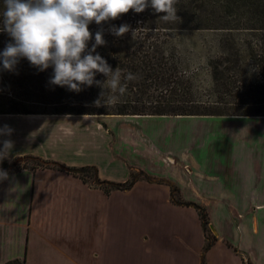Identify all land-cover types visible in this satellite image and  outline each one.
Wrapping results in <instances>:
<instances>
[{"label": "crops", "instance_id": "crops-1", "mask_svg": "<svg viewBox=\"0 0 264 264\" xmlns=\"http://www.w3.org/2000/svg\"><path fill=\"white\" fill-rule=\"evenodd\" d=\"M126 118L130 117L0 115V127L6 124L14 129L10 137L0 136V141H14L8 160L33 157L45 165L8 173L9 179L0 182V264L12 261L31 264L33 260L39 264H124L118 253L121 247L129 253L128 264H174L171 256H180L175 253H193L189 263L212 264L209 255L217 241L225 259L231 258L233 264H264V150H258L257 137L253 165L248 163L242 139L233 152L227 149L225 136L211 138V155L216 165L211 178L214 190L206 196L205 203L211 201L216 206V215L210 217V222L217 240L208 251L202 254L199 222L191 221L193 234L187 235L185 228L169 222L162 213L152 223L151 232L144 230L134 235L129 230V234L125 232L121 236V241L123 237L128 239L130 251L122 243L119 249L113 244L117 218H124L119 215L116 204L99 187L57 170L55 165L71 169L93 167L98 182H118L114 173L101 168L105 164L101 160L105 156L104 142L91 138L85 124L94 122L96 134L102 138L113 134L114 141V132L108 129L107 123L127 121ZM216 119L231 121L233 118H196L197 121ZM237 119L245 121L246 118ZM198 172L195 166L196 179ZM221 217L224 224L218 221ZM166 226L170 227L168 233L175 231L173 235H182L185 240L174 236L173 241L166 243ZM156 229L159 233L162 230L161 236L154 232ZM145 238L148 242L144 246ZM49 252L59 260L47 259ZM91 252L95 253L94 257Z\"/></svg>", "mask_w": 264, "mask_h": 264}, {"label": "trees", "instance_id": "trees-1", "mask_svg": "<svg viewBox=\"0 0 264 264\" xmlns=\"http://www.w3.org/2000/svg\"><path fill=\"white\" fill-rule=\"evenodd\" d=\"M176 7L181 23L159 20L165 14L149 7L140 14L130 10L119 19L89 25L92 40L88 48L95 43L96 31L102 29L106 45L97 47L96 52L113 70L120 67L125 74L138 76L128 82L119 103L97 107L94 102L100 96V87L83 86L76 93L52 85V68L41 72L21 59L12 72L3 70L0 62V115L264 118V0H179ZM3 11L4 0H0V13ZM122 24L131 30L149 31H139L134 38L132 31L123 37L112 35L110 29ZM209 31L218 33V38L214 40L216 52L205 63L209 81L206 99L202 100L195 88L199 74L182 68L176 42L169 34L176 32L183 37ZM9 42L8 34L0 31V52ZM105 79L102 74L96 75L98 81ZM31 159L38 167L45 166L41 160ZM0 168L8 173L36 169L25 165L18 168L7 159ZM55 169L83 181L84 173L96 174L93 167L71 169L59 164ZM105 183L110 184L101 182ZM133 183L113 187L127 190Z\"/></svg>", "mask_w": 264, "mask_h": 264}, {"label": "rangeland", "instance_id": "rangeland-1", "mask_svg": "<svg viewBox=\"0 0 264 264\" xmlns=\"http://www.w3.org/2000/svg\"><path fill=\"white\" fill-rule=\"evenodd\" d=\"M191 34L181 37L179 33L173 32L169 34V37L176 42L182 68L199 74L195 81V88L198 97L202 96V100H205L209 81L205 63L216 52L214 40L218 38V33L209 31ZM126 119L127 121L112 120L107 123L108 129L114 132V141L112 140L113 134H111L112 137L107 135L104 138L96 134L93 129L94 122L85 124L89 127L85 129H89L91 138L96 141L100 138V141L104 142L105 156L101 157V160L105 164L101 165V168L105 171L110 170L119 180L114 184H101V181L96 180V174L93 171L84 173L82 177L90 186L99 187L110 202L116 204L120 216L126 218L132 213L135 214L134 217L128 218L127 222L124 218L122 220L117 218L119 223L115 224L117 231L115 238L113 237V244H116L119 249L122 243V246L129 250L128 239L123 237L121 241V236H124L125 232L129 234V230L134 235L144 230L151 232L152 223L157 221L159 214L162 213L169 222L185 228L184 233L187 235L193 234L191 221L199 222L202 254L205 253L217 240L215 230L211 231L209 228L212 226L210 217L216 215V206L211 201L205 203L206 196L214 190L211 178L216 165L211 155V138L225 136L227 149L233 152L242 139L248 152V163L253 165L256 137L258 150H264L262 133L264 120L244 118L245 121H239L241 119L234 117L231 121L224 119L197 121L196 118L172 117L148 119L130 117ZM31 158L33 157L10 162L18 168L23 165L40 168ZM195 166L201 178L199 175H197L198 179L195 178ZM225 172L230 176V172ZM130 182L134 183L127 190L113 187L117 185L124 187ZM200 200L203 201L200 203ZM218 221L224 224L222 217ZM169 231L170 227L166 229L167 233ZM154 232L159 236L162 235V230L160 233L157 229ZM169 234L166 243L173 241L174 236L178 240L183 238L179 234L173 235L175 231ZM144 240L143 245L145 246L148 240L147 238ZM218 243L219 241L216 242L215 248L209 255L212 264H221V262L233 264L231 258L225 259L226 255ZM118 253L124 264L130 262L129 253H126L123 247ZM90 255L94 257L95 253L91 252ZM175 255L180 256H171L174 264H188L194 258L191 256L193 253L189 255L175 253ZM47 259L59 260L50 252L47 254ZM19 264L23 263L19 262ZM31 264L39 263L33 260ZM202 264H204L203 261Z\"/></svg>", "mask_w": 264, "mask_h": 264}, {"label": "clouds", "instance_id": "clouds-1", "mask_svg": "<svg viewBox=\"0 0 264 264\" xmlns=\"http://www.w3.org/2000/svg\"><path fill=\"white\" fill-rule=\"evenodd\" d=\"M179 0H4V11L0 13L3 27L11 38L0 52L3 70L12 72L21 59H27L31 66L43 72L49 68L53 74L49 83L79 93L83 86L96 85L102 89L94 102L99 106H114L126 93L128 82L138 76L115 70L96 52L97 47L106 45L103 30L95 33L92 40L89 25L93 22L116 20L130 10L137 14L151 7L155 13H164L159 20L165 23H181L176 5ZM132 31L133 38L139 31L131 30L127 24L110 29L112 35L123 37ZM102 74L104 81L96 80ZM14 132L9 125L0 127V136L10 137ZM0 163L9 159L15 146L11 139L0 141ZM9 179V174L0 168V182Z\"/></svg>", "mask_w": 264, "mask_h": 264}, {"label": "water", "instance_id": "water-1", "mask_svg": "<svg viewBox=\"0 0 264 264\" xmlns=\"http://www.w3.org/2000/svg\"><path fill=\"white\" fill-rule=\"evenodd\" d=\"M209 228H210V230H211V231H213V230H214L212 226H209Z\"/></svg>", "mask_w": 264, "mask_h": 264}]
</instances>
